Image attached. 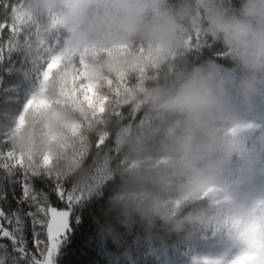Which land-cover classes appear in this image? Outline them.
Returning a JSON list of instances; mask_svg holds the SVG:
<instances>
[{
    "label": "trees",
    "instance_id": "16d2710c",
    "mask_svg": "<svg viewBox=\"0 0 264 264\" xmlns=\"http://www.w3.org/2000/svg\"><path fill=\"white\" fill-rule=\"evenodd\" d=\"M10 2L13 7L8 11L18 17L12 47L19 55L13 52L8 58L17 63L23 59L30 71L24 81H5L22 86L0 95V143L32 168L72 175L80 170L82 158L97 138L109 141L102 154L97 153V183L87 189L89 196L95 195L101 184L119 178L108 198L115 223L109 221L102 232L123 250L112 254L107 264H231L245 246L264 250V89L247 102L237 99L229 124L236 129V149L227 160L222 187L239 206L219 211L212 227L191 226L175 232L158 224L149 231L126 218L114 199L132 186L142 168L162 169L170 159L161 148L162 137L147 141L143 157L132 154L123 142V134L151 133L166 123L148 110L145 93L169 87L192 67L213 62L237 79L255 76V70L239 69L228 49L206 32L210 16L238 14L243 0ZM69 9L84 13L89 29L130 15H139L149 29L167 21L178 39L165 51L138 38L109 48L82 44L77 40L83 37L82 30L68 25ZM3 15L0 4V19ZM111 58L122 59L123 67L105 68L102 61ZM11 110L12 119L21 116L24 125L5 136L12 127L7 115ZM167 183L161 179V193L167 191Z\"/></svg>",
    "mask_w": 264,
    "mask_h": 264
},
{
    "label": "clouds",
    "instance_id": "9594fccd",
    "mask_svg": "<svg viewBox=\"0 0 264 264\" xmlns=\"http://www.w3.org/2000/svg\"><path fill=\"white\" fill-rule=\"evenodd\" d=\"M84 15L69 9L67 17L70 27L82 30L83 37L77 38L82 44L109 48L138 38L149 46L171 48L178 39L167 21L149 29L139 15H130L107 19L89 29ZM206 32L228 49L239 69L256 74L237 79L213 62L194 66L171 86L144 94L148 110L166 123L151 133L133 130L123 134V142L132 154L143 157L147 141L162 137L161 148L170 159L162 169L142 168L132 186L116 193L114 199L126 218L149 231L158 224L175 232L191 226L209 228L219 211L239 206L222 187V177L236 149V129L229 124L237 99L247 102L264 89V0H243L238 14L210 16ZM123 63L119 58L102 61L110 71L122 68ZM161 179L168 182L163 193L159 191Z\"/></svg>",
    "mask_w": 264,
    "mask_h": 264
},
{
    "label": "snow or ice",
    "instance_id": "6c2138e0",
    "mask_svg": "<svg viewBox=\"0 0 264 264\" xmlns=\"http://www.w3.org/2000/svg\"><path fill=\"white\" fill-rule=\"evenodd\" d=\"M0 95L22 85L6 84L9 78L24 81L27 62L8 58L18 17L8 9L10 0H0ZM108 140L97 138L72 175L40 171L6 151L0 143V264H107L112 254L123 250L102 232L109 221L108 198L119 178L107 180L89 196L97 183L99 156ZM119 227V225H117ZM120 231H125L120 227ZM231 264H264V250L248 249Z\"/></svg>",
    "mask_w": 264,
    "mask_h": 264
},
{
    "label": "rangeland",
    "instance_id": "374dc122",
    "mask_svg": "<svg viewBox=\"0 0 264 264\" xmlns=\"http://www.w3.org/2000/svg\"><path fill=\"white\" fill-rule=\"evenodd\" d=\"M77 2H78V0H73V5H76ZM73 8H74V6H73ZM158 49L160 51H165L164 49H166V48L159 47ZM7 115L9 118V123L12 127L9 129H6L5 136L10 135V134L12 135L14 131H18V129H20L24 125V120L22 119L21 116L15 118V119H12L15 116V112H13V110H11V112H9ZM8 151H10V150H8ZM10 152L13 154L14 157L21 159L19 154H16L14 151L13 152L10 151Z\"/></svg>",
    "mask_w": 264,
    "mask_h": 264
}]
</instances>
